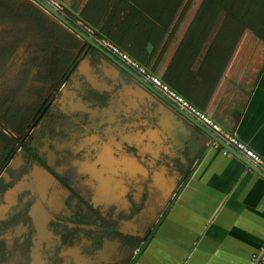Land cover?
Instances as JSON below:
<instances>
[{
  "label": "flooded vegetation",
  "instance_id": "flooded-vegetation-1",
  "mask_svg": "<svg viewBox=\"0 0 264 264\" xmlns=\"http://www.w3.org/2000/svg\"><path fill=\"white\" fill-rule=\"evenodd\" d=\"M42 1L65 21L36 0H0V264H130L174 179L163 185L153 135L130 132L101 89L119 67L92 43L109 39Z\"/></svg>",
  "mask_w": 264,
  "mask_h": 264
},
{
  "label": "crops",
  "instance_id": "crops-1",
  "mask_svg": "<svg viewBox=\"0 0 264 264\" xmlns=\"http://www.w3.org/2000/svg\"><path fill=\"white\" fill-rule=\"evenodd\" d=\"M203 1L187 0L183 16L157 47L151 42L156 26L149 28L135 56L147 53L150 69L264 158V41L242 23L228 30L222 13L202 34L204 13L196 16ZM129 17L115 40L123 48L138 12ZM113 70L110 80L101 79L102 90L109 88L118 99L119 93L141 94L129 73ZM141 106L143 121L130 132L159 137L160 129L147 121L149 110ZM157 111L162 126L182 145L169 163L159 162L163 185L164 175H171L176 190L130 264H252L264 245V172L212 131L194 132L193 123L161 101ZM224 148L231 156L223 155Z\"/></svg>",
  "mask_w": 264,
  "mask_h": 264
},
{
  "label": "trees",
  "instance_id": "trees-1",
  "mask_svg": "<svg viewBox=\"0 0 264 264\" xmlns=\"http://www.w3.org/2000/svg\"><path fill=\"white\" fill-rule=\"evenodd\" d=\"M186 1L75 0L70 6L73 10L79 12L82 18L99 28L105 38L114 42L125 27L130 14L137 11L138 18L129 32L127 46L124 47L131 55L135 56L136 48L141 45L149 28L156 26L155 33L151 38V42L155 47L168 37L175 19L183 16ZM81 2H84V4L81 5ZM202 13L205 17L202 34H205V30H209V24L211 23L212 26L213 21L222 13L224 25L228 30L231 31L236 23H242L264 41V0H204L196 20ZM195 24L196 21L193 22L192 29ZM132 41L135 44L134 46H132ZM128 44H131L129 45L131 47ZM147 56L146 53L142 58L136 57L148 67Z\"/></svg>",
  "mask_w": 264,
  "mask_h": 264
},
{
  "label": "water",
  "instance_id": "water-1",
  "mask_svg": "<svg viewBox=\"0 0 264 264\" xmlns=\"http://www.w3.org/2000/svg\"><path fill=\"white\" fill-rule=\"evenodd\" d=\"M36 1L40 5L48 9L51 13L63 19L57 13V11L53 10L51 7H48L45 4V2H43L42 0H36ZM92 44H94L93 46L97 49L99 53L102 54V56L105 59H108L111 63H114L126 73H129L131 75L130 77L133 80H135L139 84V86H141L142 92L140 95L133 94L131 95L132 97L127 96L126 98H124L123 95L119 93V96L121 97L119 100L122 101L124 109L118 112L117 118L120 122L126 121L128 125L129 123H131V127H134L143 121L142 119L143 110H142L141 105L142 104L145 105V107L149 110L148 115H149L150 120H147V121L151 124L150 126H153V128H155L156 130L160 129L159 137L154 136L153 138L149 136V139H148V142H149L148 146L150 147L149 152H148L149 159L154 160L156 162L163 161V162L169 163V161L173 160L175 157L173 155L174 152L179 153L182 150V145L176 139L173 132H171L170 130H166V128H164L160 122L159 112L157 111V105L159 101H161L166 106H168L170 109H172L173 111H175L176 113L185 117L187 120L193 123L195 127L194 132H196L197 134H200L199 131L204 132V133L211 132L208 128L200 124L197 120H195L185 111H183L178 106H176L175 104L167 100L162 94H160L155 88H153L147 82H145L141 77L139 76L137 77L133 73L129 72V70L126 69L123 65H121V63H119L113 56L107 53L100 44H97V43H92ZM152 49H153V46L152 44L149 43L147 45V51L151 53ZM143 98H145V100H143ZM236 115H238V113H236ZM140 126L142 127V125ZM194 132H193V135H194ZM146 135H150V134H146ZM173 194L175 193L173 192L171 196H173Z\"/></svg>",
  "mask_w": 264,
  "mask_h": 264
},
{
  "label": "built area",
  "instance_id": "built-area-1",
  "mask_svg": "<svg viewBox=\"0 0 264 264\" xmlns=\"http://www.w3.org/2000/svg\"><path fill=\"white\" fill-rule=\"evenodd\" d=\"M99 44L114 55L120 62L137 73L145 82L155 88L167 100L187 112L191 117L200 124L208 128L210 131L218 135L225 143L234 151L238 152L243 158L252 165L258 167L264 172V158L252 149L247 143L240 140L235 133L229 132L220 123H218L211 115L200 108L197 104L191 102L180 92L174 89L169 82L158 75L155 71L143 64L136 56L131 55L121 45L112 43L111 41L100 38ZM219 148L216 143L213 145ZM223 155L231 156L228 149H222ZM252 264H264V245L260 253H255L251 258Z\"/></svg>",
  "mask_w": 264,
  "mask_h": 264
},
{
  "label": "rangeland",
  "instance_id": "rangeland-1",
  "mask_svg": "<svg viewBox=\"0 0 264 264\" xmlns=\"http://www.w3.org/2000/svg\"><path fill=\"white\" fill-rule=\"evenodd\" d=\"M46 1H48L49 3H51L52 5H54L57 9H59V10H61L63 12H66V10H67V9H64L66 7L63 8L64 5H62L59 1H56V0H46ZM62 1L65 3V5H67V6L69 5L70 6L71 3H73V1H75V0H62ZM82 4H84V2H81V5ZM71 17L74 19L73 16H71Z\"/></svg>",
  "mask_w": 264,
  "mask_h": 264
}]
</instances>
